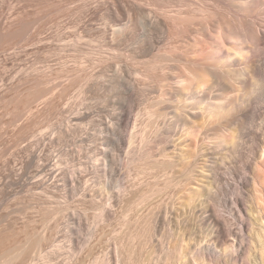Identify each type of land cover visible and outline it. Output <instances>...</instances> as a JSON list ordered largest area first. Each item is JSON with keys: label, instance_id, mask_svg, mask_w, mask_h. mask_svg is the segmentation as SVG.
I'll use <instances>...</instances> for the list:
<instances>
[{"label": "rangeland", "instance_id": "1", "mask_svg": "<svg viewBox=\"0 0 264 264\" xmlns=\"http://www.w3.org/2000/svg\"><path fill=\"white\" fill-rule=\"evenodd\" d=\"M149 1L0 0V254L8 252L0 264H241L235 262L233 251L222 258L226 248L212 239V227L202 215L203 205L214 206L217 191L208 188L203 157L207 149L221 152L223 148L216 141L215 123L201 127L197 117L193 135L183 143L177 131L156 138L152 134L173 121L176 104H159L164 85L155 77L160 74L143 72L142 61L148 57L141 60L137 54L141 45L146 49L151 42L137 15L147 11L166 19L185 7L179 0ZM129 6L140 9L135 17ZM100 7L120 17L122 29L127 27L135 35L124 30V39L114 33L116 28ZM22 22L31 23L26 34L20 31ZM9 31L18 35L17 44L5 41ZM35 32L32 42L30 35ZM162 36L155 38L153 47L171 56L175 46ZM174 51L175 58L180 49ZM258 56L262 59L261 51ZM174 58L168 61L171 66ZM104 69L108 79L116 72L123 83L129 79L136 89L133 96L123 83L113 89L107 78L84 80L85 74L99 75ZM35 84L52 92L38 100L32 95L39 89ZM95 84L96 88H89ZM64 86L71 89L65 92ZM24 90H33L29 94L35 103L33 111L25 113L21 102L29 95L24 100ZM124 112H131L130 120L119 124L115 116ZM234 130V126L229 129ZM260 130L264 131V95L254 104V124L237 133V143L228 144L226 157L217 162L218 173L231 189L223 185L217 203L221 205L215 203L214 208L235 229L234 200L239 192L250 190L243 178L249 177L252 186V176H258L259 190L248 203L254 213L248 215L254 223L252 234L264 236V223L257 218L264 206ZM204 199L208 201L203 203ZM256 254L254 250L250 261L261 264Z\"/></svg>", "mask_w": 264, "mask_h": 264}, {"label": "bare ground", "instance_id": "2", "mask_svg": "<svg viewBox=\"0 0 264 264\" xmlns=\"http://www.w3.org/2000/svg\"><path fill=\"white\" fill-rule=\"evenodd\" d=\"M179 1L181 2V4H183V6L185 7L186 10L185 9H183V10L178 9V11H174V13L172 15H169V16L166 15V17L168 16L166 19L160 18L159 16L157 17L156 14H155V16H150L147 11L146 12L142 11V14L138 13L139 15H137L135 13V11H139L140 9L137 8V6H136L135 8L138 10H134L135 9V8H133L134 5L132 7L133 9L129 6L131 8L130 12H132V13L134 12L132 14L133 17H135L136 15L138 17L139 16L141 17V19H139V20H141L140 24H141V26H143L144 30L146 31L145 34H147V36H148V37H146V40L149 39L148 41L151 42V44L149 43L151 45L150 47L148 45L146 46V49H147V47H149L147 50L142 49L141 46L143 47V45H141L140 51H138V49H137L135 52V54H136L138 51L137 55L139 57L141 56L140 57L141 60H142L143 56L148 57V60L145 58L146 61H142V62H145V63H143V64H145L144 65L145 70H143V72L144 71L146 73L151 72L152 74H155L153 72H156V71L159 72L160 77H157V78L155 77V79L158 80L160 82V84L162 83L161 86L164 85V89L159 88L160 91H161V89L163 90L161 92V96L159 95L160 96L159 97L160 99L158 100L159 104L160 103L161 104L167 103L169 106L171 103L176 104L175 105L176 107H174V109H173V114H174L173 121L171 123H169L168 125L166 124L167 127L164 129H154L152 134L155 136L154 138H156V137H161L164 134L166 135L170 132L175 133V131H177L178 134L180 133L178 139L183 143L186 141V139H188V137H190V135H193L192 134L193 132L191 130H193L192 127H193V124L195 123L194 119H196L197 117L200 118V121L202 123L201 127L210 121L215 123V129L217 130V133H219L217 135L218 138L216 141H217V143L222 144L223 148L221 149V152L208 151V149H207L203 153V157L206 159V162H207L206 165H204V169L206 170V173H207L206 178H208L210 180L209 181L210 184H208V188H209V186H210V188L212 186V188L214 187V189L215 188L217 189L216 193L213 194L214 197H212V201L214 203V206H211L209 204L203 205L204 206V210H203V214H202L204 217L203 220L206 221V223H209L210 226L212 227V231H213V233H212L213 238L212 239L215 242H217L219 244L221 243L223 246H225L226 251L223 250L224 251L222 254L223 256L221 255L222 258H224V254L226 252H230V251L232 252L233 251L234 252L233 257H234L235 262L240 261L241 264H253V263H251L252 261H250V257L254 254V250H256L257 251V254H256L257 258L260 257L261 264H264V238H263L264 236H262V234L260 232L259 233L261 235L259 233H257L256 235L252 234V232L255 231V230H253V224L254 223H253V221H251V218L248 215L249 213L250 214L254 213V211H251V208L248 207V203H249L250 196L253 198V201H254V193L259 190V189H256V186H258L257 184H258V180H259L258 176H257L258 180H257V178L252 176V178H251L252 186L250 185V178L249 177L243 178L245 185H248V187H250V190L248 191V193L239 192L238 195L236 196L235 200H234L235 209H232V214H231L232 218L231 219H233L235 221L236 224H234V225H237V227L235 229L230 228L228 226V222H229V220H227L228 218L227 219L226 218H223V219L220 218L216 214V211L214 208L215 203H216V207L221 205L220 201H219L220 205L218 204V206H217V203H218V197H219L218 195H220L219 192H222V190L224 189L223 185L225 184V185H227V187L229 189H231V186L228 183L227 179L222 177L220 175V173H218L219 168H217L218 166H216L217 162L224 160V157H226L225 153L227 154V152L229 151L228 150L229 149L228 144H230L232 146V145L237 143V141H238L237 133L246 129L247 126H249L250 124H254V104H256L259 101V98H261L264 95V57H263V53H264V0H210V1H213L212 3H206L207 0H202L203 4L202 5L198 4L196 6L193 5V3L192 4L189 3L188 0H179ZM179 1H177V2H179ZM157 5H158V3H157ZM79 8H80V6H79ZM97 9H99V12L102 13L106 18H108V20H110L111 23L113 24L112 26H114L116 28V29L114 28L115 29L114 33L122 36V35H125V34H123V32H124V30H126L125 32H127V34L130 35L131 37H133V34L135 35V33H132V31H129V28H127V27H126V29H124L125 27H123V29H122V26L120 25V24H122L120 21V17L118 18V16L114 15L113 12H111L110 10H108L104 7H100ZM166 9H169V8H166ZM121 13H123V11ZM168 14H170V13L168 12ZM137 19H136V21H137ZM133 20H135V19L133 18ZM94 21H95V18H94ZM133 22H135V21H133ZM131 23H132V21H131ZM30 25H31V23H29V22L28 23L22 22V24L19 25V26H21L20 31H22L24 33L28 32L30 30L29 29ZM11 32L14 34L17 32L16 34L19 33L18 35L20 36L19 30L16 32H13V31H11ZM36 32L34 33V35L31 33L32 35H30V36H32L31 37L32 39L36 36L35 35ZM111 32H112V30H111ZM9 33H10V31L7 33V35H9ZM137 34L138 33H136V35ZM161 34L163 36L165 34L166 38L173 45L172 47L175 46L173 49L177 50V51H178V49H180L181 54L178 51L179 54H176V57L174 58V56H175L174 52L175 51L173 49H172L173 50L172 53L174 55L171 53L173 55V57H172V55L169 56L170 54L166 55L167 53L165 54V51L161 52L162 50L159 49L158 47L154 48L153 45L156 43L155 38L157 39V37H159V35L161 36ZM18 35L16 36V35H12L10 33V36H7L8 38H6L7 40H5V41L10 42V43L16 42V44H17L19 42L18 41L19 40ZM128 35H127V37L129 38ZM5 37L6 36L4 35V38ZM36 38H37V36H36ZM134 38H135V36H134ZM34 40H36V39L34 38L31 41L34 42ZM156 41H158V40H156ZM139 43H141V42L139 41ZM178 43L180 44L179 46L174 45V44H178ZM144 46H145V44H144ZM143 48H145V47H143ZM144 50H146V51H144ZM166 51H167V49H166ZM177 51H176V53H177ZM260 51L262 53V59H260L261 57L258 56V53ZM169 52H171V51H169ZM139 57H137V58H139ZM173 58L175 59L174 60L175 62H174V66L173 65L171 66L170 64H168L169 63L168 61L172 60ZM256 58H259V59H256ZM102 63L104 64L105 62H102ZM176 63H177V65H176ZM107 65H110V64L108 63ZM110 67H111V65H110ZM105 68H106V66H105ZM108 68H109V66H108ZM142 69H143V66H142ZM75 70H77V69H75ZM106 71L107 70H105V69L101 70L99 72V75H94V76L89 75V73L87 75L84 73L85 74L84 80L86 79L87 81H92L93 79L96 78V76H97V78H99V80L102 78L108 79V76L106 75ZM69 72H71V71H69ZM78 72H80V70ZM93 73H96V72H93ZM137 74H139V73H137ZM119 75L120 74H118L117 72H116L115 76L112 75V77H111V75H110L109 77H111V78H109L110 80L106 79L107 80L106 83L112 85L111 88H113L115 85L118 86L119 84H122L124 78L122 76H119ZM156 75L158 76L157 73H156ZM47 76H48V74H47ZM72 76H74V75H72ZM42 77H44V76H42ZM44 78H46V77H44ZM82 78H83V76L81 77V79ZM43 79L40 78V81ZM66 79H67V77H66ZM99 80H98V83H99ZM128 80H127V83L124 81V83L122 85L125 86L128 94L130 96L131 95L133 96L136 89H135L134 84H132L131 82H129L130 80L129 81ZM69 81H70V78H69ZM75 83H76V81H75ZM96 84L90 86L89 88H92V87L96 88ZM108 84H103V85H107V87H108L109 86ZM35 85H34V87L37 86V85L36 86ZM70 85L72 87V83H70ZM30 86H31V84H30ZM32 86H33V84H32ZM40 86L41 85H39V87L37 86L39 89L36 92L34 90V94L32 93L33 90H32V92H26V93L24 90L23 93H25V96H24V94L22 95V96H24V100L26 99V97L28 95H29L28 96L29 99L27 98V100H25V102L24 101L21 102V106H22L21 111L23 113H25L26 111L29 112L30 110H32L31 105H33L34 101L32 102L33 98L30 96L29 93H32V95L35 98L38 97V100H39L40 97L41 98L45 97V95L52 92L51 89L49 90L51 92H48V90L47 91L44 90L45 88L40 89L41 88ZM71 87L70 88L68 87V90H70ZM65 88H67V87L64 86L63 91ZM119 88H122V86ZM68 90L65 89V92H67ZM88 90H90V89H87V91ZM27 93H28V95H26ZM65 94H63V95H65ZM63 95H61V97ZM30 97H31V99H30ZM35 98H34V100H35ZM38 100H37V102H38ZM158 103L156 102V104H158ZM18 105L20 106V104H18ZM42 105H45V104H42ZM50 107H52V106H50ZM42 108H43V106H42ZM39 109L41 110V108H39ZM39 109H38V112H39ZM42 111L45 112V109ZM22 112H19V113L22 114ZM19 113L17 115H19ZM160 115L162 116V114H160ZM130 116H131V112H127L125 114L120 113L117 116H115V118H116L117 122L119 124H121V123H124V121H127V123H128V121L130 120ZM32 120H33V118H32ZM30 121H31V119H30ZM232 126H234V128H235L234 133L232 131L230 133V131H229L230 127H232ZM109 128L110 127L108 126L107 130ZM228 131H229V133H228ZM260 131H262V130H260ZM64 134H65V132H64ZM198 137H197V135L194 134L195 140H197ZM260 137L263 140L262 141L263 144L261 145L262 147L260 148L261 149L260 151H261V154H264V131L261 132ZM223 152H225V153H223ZM208 188L206 189L204 187V191L206 192L207 190H209ZM198 190H199V188H198ZM196 192L198 193V191L195 190V193ZM260 194L263 195L261 193V191H260ZM192 195H194V191H193ZM209 195H210V193H209ZM220 197H222V196L220 195ZM255 197L258 198V195ZM259 199H261V198H259ZM207 201L208 200L204 199L203 203H206ZM255 201L257 202L256 198H255ZM262 201H263V198H262ZM257 203L259 204V202H257ZM263 203H264V201H263ZM201 206H202V204H201ZM222 206H224V205L222 204ZM259 206H260L259 208H261V205H259ZM263 209H264V206H263V208H261V210L258 209L260 217L257 216V218H259L260 223H264V211H263ZM254 236H256V238ZM228 238H231V239H229V241H228L227 240ZM213 244L215 245L214 242H213ZM216 245L214 246L215 251H216ZM222 245H220V246H222ZM207 247L205 249H207ZM210 249H211V247H210ZM8 251L10 252V249H8ZM5 253L6 254L8 253L7 250L5 251ZM174 253L176 254L177 252H174ZM4 254L3 255L0 254V258L4 257L5 256ZM177 254H176V256H177ZM228 254H227V256H228ZM204 255H206V254L204 253ZM229 255L231 256L230 259H233L232 255L231 254H229ZM170 256H172V255H170ZM213 258H216V257H213ZM222 258H220V260ZM218 260L219 259H217V261ZM168 262H169V260H168ZM218 262H221V264H222V261H218ZM233 263H234V261H233ZM164 264H166V263H164ZM236 264H238V263H236Z\"/></svg>", "mask_w": 264, "mask_h": 264}]
</instances>
